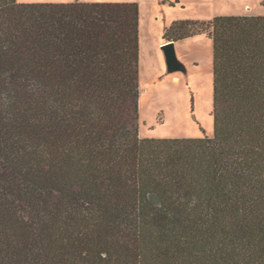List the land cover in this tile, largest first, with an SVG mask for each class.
Masks as SVG:
<instances>
[{
	"label": "trees",
	"instance_id": "trees-1",
	"mask_svg": "<svg viewBox=\"0 0 264 264\" xmlns=\"http://www.w3.org/2000/svg\"><path fill=\"white\" fill-rule=\"evenodd\" d=\"M214 43V135L143 138L136 2L0 0V264H264V16Z\"/></svg>",
	"mask_w": 264,
	"mask_h": 264
},
{
	"label": "rangeland",
	"instance_id": "rangeland-1",
	"mask_svg": "<svg viewBox=\"0 0 264 264\" xmlns=\"http://www.w3.org/2000/svg\"><path fill=\"white\" fill-rule=\"evenodd\" d=\"M136 2L140 6L139 131L143 138L214 135V43L207 35L176 42L187 71L167 72L166 28L181 20L222 15L264 16V0H18Z\"/></svg>",
	"mask_w": 264,
	"mask_h": 264
},
{
	"label": "water",
	"instance_id": "water-1",
	"mask_svg": "<svg viewBox=\"0 0 264 264\" xmlns=\"http://www.w3.org/2000/svg\"><path fill=\"white\" fill-rule=\"evenodd\" d=\"M165 54L167 72L173 73L176 71H187V67L183 61H181L177 55L176 41H167L162 46Z\"/></svg>",
	"mask_w": 264,
	"mask_h": 264
},
{
	"label": "crops",
	"instance_id": "crops-1",
	"mask_svg": "<svg viewBox=\"0 0 264 264\" xmlns=\"http://www.w3.org/2000/svg\"><path fill=\"white\" fill-rule=\"evenodd\" d=\"M177 42V41H176Z\"/></svg>",
	"mask_w": 264,
	"mask_h": 264
}]
</instances>
